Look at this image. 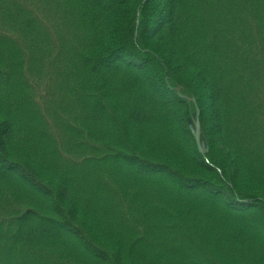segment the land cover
Masks as SVG:
<instances>
[{"label":"trees","instance_id":"trees-1","mask_svg":"<svg viewBox=\"0 0 264 264\" xmlns=\"http://www.w3.org/2000/svg\"><path fill=\"white\" fill-rule=\"evenodd\" d=\"M0 264H264V0H0Z\"/></svg>","mask_w":264,"mask_h":264},{"label":"water","instance_id":"water-1","mask_svg":"<svg viewBox=\"0 0 264 264\" xmlns=\"http://www.w3.org/2000/svg\"><path fill=\"white\" fill-rule=\"evenodd\" d=\"M199 115H200V110L198 109V117H199ZM194 132H195V138H196V142H197L199 151L202 154H205L206 153V149L204 148V146L202 144V139H201V125H200L199 118L197 119L196 128H195V131Z\"/></svg>","mask_w":264,"mask_h":264}]
</instances>
